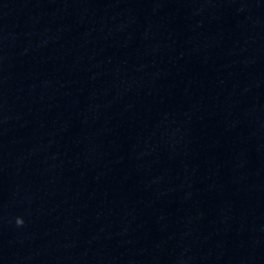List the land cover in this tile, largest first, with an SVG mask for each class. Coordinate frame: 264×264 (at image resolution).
<instances>
[{
  "label": "clouds",
  "instance_id": "obj_1",
  "mask_svg": "<svg viewBox=\"0 0 264 264\" xmlns=\"http://www.w3.org/2000/svg\"><path fill=\"white\" fill-rule=\"evenodd\" d=\"M16 223H17L18 226H22L24 221H23L22 218H17Z\"/></svg>",
  "mask_w": 264,
  "mask_h": 264
}]
</instances>
